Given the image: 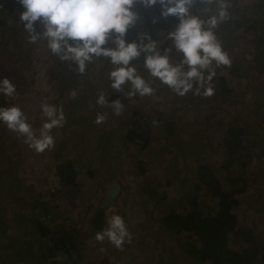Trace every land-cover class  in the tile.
<instances>
[{
  "label": "rangeland",
  "instance_id": "obj_1",
  "mask_svg": "<svg viewBox=\"0 0 264 264\" xmlns=\"http://www.w3.org/2000/svg\"><path fill=\"white\" fill-rule=\"evenodd\" d=\"M250 1L255 2L251 4ZM255 3H263L261 12L253 10L258 7ZM222 4L225 5L227 15L219 21L214 32L232 63L230 67H216L213 63V67L217 76L224 73L227 82L234 88L232 93L236 94L224 98L225 101L217 96L215 89L210 97L195 95L193 91L184 96L177 95L151 72H140L137 75L151 86L152 94L141 96L137 93L128 96L132 90L131 82L125 83L121 91L111 87L109 74L117 65L112 64L109 57H93L81 74L75 62L61 60L52 54L46 40L39 39L36 43H30L23 23L19 21L20 18H16L17 10L9 8L6 12L8 28L0 33V79L9 78L16 85V94L7 99L0 94V107L15 104L22 108L37 134L46 119L41 110L43 103L62 107L66 117L62 127L52 130L55 137L54 149L43 153L29 148L23 137L0 122L3 126H0V144L4 141L3 149L6 157L10 156L13 160L15 177L17 174L26 187L22 191L23 187L18 182L15 185L17 193L22 192L18 197L21 210L31 211L23 209V203L28 202L30 206V199L36 197L38 192L46 201L56 199L55 207L51 208L62 211L61 216L65 218L60 221L63 225H69L66 226L68 233L76 232L75 238L83 247V253L89 255V261L94 256L106 259L107 264H205L186 258L185 255H178L174 250L176 235L167 239L165 229L157 226V218L159 211L166 205H173L175 208L185 205L182 204L184 198L177 197L186 188V181H189L187 178L193 173L196 160L214 164L215 167L225 162L222 147L216 143L222 137L223 131L219 128L222 116L233 118L238 113L244 119L245 113L251 111L247 106L257 108L254 107V101L244 100L247 97H258L256 92L262 88L264 54L259 52L264 51V37L254 35L258 30L250 32L247 26L252 23V18H258L264 13V0H211L210 3L193 5L189 11L208 20L213 15L219 16ZM135 8L140 14V20L129 28L126 41L139 42L140 34L149 33L153 39L160 40L161 52L174 48L170 39L164 41L161 36H167L168 32L175 29L176 25H169L168 21L176 17L161 18L159 4L150 8L137 4ZM4 9L7 10L6 7ZM242 14L244 21L235 27ZM36 29L42 31L39 22L36 23ZM11 38L15 41H11ZM257 39L260 41L257 42ZM148 42L147 39L144 40V43ZM108 46L114 45L109 41ZM141 53L145 60L147 53ZM180 55L181 53H176L175 56ZM170 62L174 65L180 63L171 56ZM133 67L136 71L147 69ZM72 92L76 93L75 98ZM101 92L109 102L119 99L124 104L119 116L113 114L110 106L101 107L96 104ZM136 108L137 113L133 114ZM98 112L107 114L105 122L99 125L95 123ZM159 117L166 121V125L172 120L175 125L174 134L164 132L161 126H157ZM153 118L158 119L150 128L149 147L139 149L123 139L124 131L127 127H132L131 122L147 123ZM258 120L261 129L255 128L254 132L264 135V108ZM146 126L145 124L143 128L147 129ZM249 135L252 137L255 133L250 132ZM263 140L264 136L261 138ZM261 149L262 151L256 147V155L245 174L239 169L234 174L245 175L249 182L243 192L236 194L240 200L237 209L239 222L248 228L255 227L258 237L264 238V147ZM6 157H2L0 167L4 166L8 159ZM66 159H72L77 164V172L73 181L59 187L58 183L61 181L56 177V166ZM143 167L145 170L141 172ZM217 169L223 174L224 170ZM256 173H259L257 179L260 180L253 184L252 178ZM227 177L230 178L231 175L228 174ZM29 182L34 185L26 186ZM113 182L118 183V192L114 198L102 204L101 198L106 196V188ZM140 183L153 186L157 184L155 187L159 190L158 195L167 196V202L162 207H153L146 193L141 191ZM144 206L146 211L143 210ZM99 209L104 214L102 229L107 226V217L113 212L124 218L132 234L130 244L126 242L122 249H117L107 240L103 244L95 240V234L90 233L93 230L82 221ZM15 230L17 228L10 235L15 243L10 246L27 238L22 234L18 236L14 233ZM19 231H22L20 226L17 232ZM13 250L17 253L20 249L15 247ZM14 260L8 257L4 261L17 264L13 263ZM33 262L36 261L29 263ZM250 264L263 263L256 261Z\"/></svg>",
  "mask_w": 264,
  "mask_h": 264
},
{
  "label": "trees",
  "instance_id": "obj_2",
  "mask_svg": "<svg viewBox=\"0 0 264 264\" xmlns=\"http://www.w3.org/2000/svg\"><path fill=\"white\" fill-rule=\"evenodd\" d=\"M203 2L204 0H197V2L195 0L194 5H199ZM254 2L250 1L249 3L253 4ZM255 4L258 7L253 10L261 12L263 3ZM5 7L7 10L5 11L3 9L0 14L1 34L8 28L6 23V12L8 9L17 10L15 14L16 18H20L21 12L24 11L19 0H6ZM243 9L245 12V8ZM243 16L242 14L238 18L237 24L234 25L235 27L244 21ZM251 22L247 26L250 28V32L258 30L254 35L264 37V13L258 18H252ZM168 23L169 25H176L178 19H170ZM161 37L164 41H168L169 39L168 36ZM153 40L158 42L157 48L160 50V40H157V38ZM11 41L14 42L15 39L11 38ZM259 41L257 39V42ZM262 41L264 44L263 38ZM160 53L163 54L164 50L162 52L160 50ZM176 53L180 52L175 48H171L169 56L175 57L177 61H181L182 53L180 57H176ZM259 53L263 55L264 51H260ZM142 57L143 55L140 53L138 57L130 62L131 66H137L139 68L145 67V60ZM140 72L148 73L150 71L148 69H142L136 71V74ZM247 73L245 76H247ZM148 77L146 76V78ZM262 83V88L256 92L258 97H247L244 100L254 101V107L257 108L247 106L251 111L245 113L244 119L238 113H235L233 118L224 115L221 118L219 128L223 132L222 137L218 138L216 143L222 147V153L226 157L225 162L215 167L214 164L210 165L207 162L200 161V159L196 160L193 173L190 178H187L189 181H186V188L177 197V199L183 197L182 204L185 205L178 208H175L173 205H166L158 213L157 226L162 230L165 229V237L169 239L172 235H176L174 250L178 255H185L186 258H191V260L205 264H250L256 261H261L264 264V238L258 237L255 232V227L248 228L239 222L237 209L240 205V200L236 195L239 192H243L249 186L248 179L243 174L246 173L249 164L251 165L253 156L256 155V147L260 151H262L261 147H264V140L261 141L264 135H258L254 132L255 128L261 129V126L258 124V117L264 108V80ZM213 86L217 96L224 101V98L228 96H236V94L232 93L234 88L227 82L224 73L218 76L215 74L213 77ZM261 104L262 106H260ZM136 113L137 108L136 111L133 110V114ZM157 119L153 118L152 121H148L147 123L131 122L132 127H127V130L124 131L123 139L134 144L139 149L146 148L149 144L150 128ZM128 124H130V121ZM145 124L147 125V129L143 128ZM158 125L163 128L164 132L169 134L175 133V125L172 120L166 125V121L159 117ZM250 132L255 133V136L251 137L249 135ZM1 144L0 161L3 159L2 157H6V152L3 149L4 141ZM6 158L8 159H6L4 166L0 167V236L2 237L1 225L5 221L6 227L10 229L17 228L14 233H17L19 226L26 227V233L28 235H26L27 238L25 241L24 239H20L22 242H17L15 246H10L7 242L5 248H0V264H10L4 261L8 257L21 260L23 264H30V261H36L39 264H62L56 258V252L60 249H74L79 259V264H83L85 254L82 252L83 247L75 239L76 232L75 234L68 233L65 229L69 225L64 223L62 226L64 233L61 235L62 231L57 226L61 222L60 220H64L65 216L61 217L60 220L57 219L55 222L54 220L57 214H55L52 208L50 209L46 206L42 196H40V192H38L36 197L34 196L30 199V206L27 203L23 204V208L31 211L21 210V202L18 197L22 192H18V194L15 185L18 182L23 187L22 191L26 187L17 174L15 177L16 171L12 158L10 156ZM76 165L72 159H66L64 162L57 164V174L60 176L61 181L70 183L74 180L77 172ZM139 166L142 167L141 164ZM217 167L224 170L223 174L222 172L219 173ZM238 169L243 174L235 175L234 171H239ZM144 170V167L141 168V172ZM228 174L231 175L230 178L227 177ZM258 176H260L259 173H256L252 178L253 184L260 180V178L257 179ZM32 184L34 185V183L29 182L26 183V186H32ZM156 185L140 183V188L142 192L146 193L153 207L157 205L162 207L167 202L165 201L167 196L158 195L159 190L155 187ZM26 204L30 208L24 207ZM52 205L56 204L52 203ZM143 210L146 211L145 206ZM9 211L12 212L11 215H8ZM5 212L7 216L6 214L3 215ZM41 212L52 215L50 225H45L41 222L38 217V214ZM90 223L92 227H90ZM69 224L71 223L69 222ZM87 225L90 230H93L92 232L94 234L100 231L104 226L103 211L100 209L96 210ZM233 236L234 239H232ZM43 238L49 243L44 244L42 242ZM9 240L12 241L11 236ZM33 243L37 249L33 248ZM2 244L3 239L0 240V247ZM15 247H19V252L16 253L13 250ZM97 261L100 264L108 263L104 258L97 259ZM91 263L95 264V260L91 261ZM91 263L88 262L87 264Z\"/></svg>",
  "mask_w": 264,
  "mask_h": 264
},
{
  "label": "clouds",
  "instance_id": "obj_3",
  "mask_svg": "<svg viewBox=\"0 0 264 264\" xmlns=\"http://www.w3.org/2000/svg\"><path fill=\"white\" fill-rule=\"evenodd\" d=\"M204 2L210 3L211 0ZM19 3L24 9L19 21L28 33L30 43L46 40L52 54L61 60L75 62L81 74L93 57H109L111 63L117 65L109 74L111 87L121 91L125 83L131 82L132 90L128 96L137 93L141 96L151 95L153 92L151 86L136 74L135 67L130 66V62L141 52L147 53L145 67L151 74L180 96L189 91L195 95L212 96L213 77L216 74L213 63L216 67H230L232 63L214 32L219 21L227 15L223 4L218 17L213 15L204 20L189 11L195 0H19ZM137 4L145 8L159 4L161 18L175 16L178 19L175 29L168 32L167 36L174 48L182 53L179 64L170 62L171 49L160 53L158 42L149 33L140 34L139 42L126 41L127 31L140 20L135 8ZM37 22L42 31H37ZM155 22L156 18L153 19ZM145 39L149 42L144 43ZM109 41L113 47L106 46ZM0 94L6 99L16 94V85L7 77L0 79ZM75 95L72 92L73 98ZM96 104L110 106L117 116L124 108L119 99L109 102L103 92L98 95ZM41 110L46 119L37 134L22 108L15 104L0 107V122L23 137L24 143L37 153L54 149L52 130L62 127L66 122L62 107L43 103ZM106 119V113L98 112L95 123L102 124ZM95 240L101 244L107 240L117 249H122L126 242L131 243L132 234L124 218L113 212L107 217V226L95 233Z\"/></svg>",
  "mask_w": 264,
  "mask_h": 264
},
{
  "label": "crops",
  "instance_id": "obj_4",
  "mask_svg": "<svg viewBox=\"0 0 264 264\" xmlns=\"http://www.w3.org/2000/svg\"><path fill=\"white\" fill-rule=\"evenodd\" d=\"M56 177L57 178H60V176L58 175V174H56ZM60 181H61V179H60ZM63 183H65V182H63V181H61L60 183H58L59 185V187H61L62 185H63ZM104 197V196H103ZM103 197L101 198V203H102V199H103ZM50 199H51V201H50ZM50 199H48L47 201L46 200H44V202H45V204H46V206H48L50 209H51V207H55V205H52V203H54V201L56 200V199H54V198H50ZM64 200V199H63ZM50 201V202H49ZM57 201H58V199H57ZM27 204H28V202H26ZM24 204V203H23ZM25 205L24 207H27V208H30L28 205ZM103 204V203H102ZM23 209H25V208H23ZM53 211L55 212V214H57V216H56V219L54 220L55 222H56V220L57 219H59L60 220V218L62 217L61 216V213H62V211H60V209H53ZM11 211H9L8 212V215H11ZM58 213H60V215L58 216ZM4 214H6V216H7V213L5 212V213H3V215ZM93 215V214H92ZM27 216H29V214H27ZM91 217H88V219L87 220H85V219H83V223L86 225L87 223H88V221H89V219H90ZM4 222V221H3ZM60 225V226H59ZM59 225L57 226V228H59L60 229V231H62V226H63V224H62V222H60L59 223ZM90 227H92V225H91V223H90ZM26 230H27V228L26 227H22V231H19V232H17L16 234L18 235V236H20L21 234H22V236L24 237V236H26V235H28V233H26ZM66 230V229H65ZM12 231H13V229H10L9 227H6V221L1 225V233L3 234V232H4V234H7V235H5L4 236V238H3V236L1 237L0 236V240L1 239H3V244H2V246L0 247V248H5V244L8 242V244L9 245H12L13 243H15V241H10L9 239H10V235H11V233H12ZM64 233V230L61 232V235ZM90 233H93L92 231L90 232ZM71 234H75V231H73V232H71ZM74 237V236H73ZM76 239V238H75ZM76 241H77V239H76ZM17 242H22V241H17ZM33 248L34 249H37V247H36V245L33 243ZM83 252V251H82ZM86 256V257H85ZM84 256V260H83V264H87L88 262L89 263H91V261H94L95 260V264H100L98 261H97V257H94L93 256V260H91V261H89L88 260V257H89V255L87 254V255H85ZM13 263H17V264H22V261L21 260H17V259H15L14 261H13ZM32 264H39V263H36V262H33Z\"/></svg>",
  "mask_w": 264,
  "mask_h": 264
},
{
  "label": "built area",
  "instance_id": "obj_5",
  "mask_svg": "<svg viewBox=\"0 0 264 264\" xmlns=\"http://www.w3.org/2000/svg\"><path fill=\"white\" fill-rule=\"evenodd\" d=\"M6 3V0H0V14L2 13L4 9V5ZM39 219L41 222L45 225H50L52 215L48 213L41 212L38 214ZM42 242L44 244L49 243L45 238L42 239ZM56 258L62 262V264H79V259L77 257V254L75 250L73 249H60L56 252Z\"/></svg>",
  "mask_w": 264,
  "mask_h": 264
},
{
  "label": "water",
  "instance_id": "obj_6",
  "mask_svg": "<svg viewBox=\"0 0 264 264\" xmlns=\"http://www.w3.org/2000/svg\"><path fill=\"white\" fill-rule=\"evenodd\" d=\"M119 189L118 183H110L106 188V196L103 197L102 203L106 204L108 199H112L116 196ZM98 264V263H97Z\"/></svg>",
  "mask_w": 264,
  "mask_h": 264
}]
</instances>
